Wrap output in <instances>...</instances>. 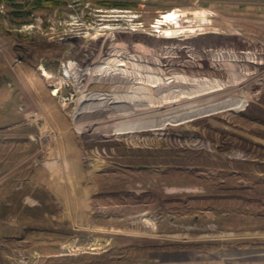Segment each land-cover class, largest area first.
<instances>
[{
    "label": "rangeland",
    "instance_id": "obj_1",
    "mask_svg": "<svg viewBox=\"0 0 264 264\" xmlns=\"http://www.w3.org/2000/svg\"><path fill=\"white\" fill-rule=\"evenodd\" d=\"M176 3L0 0V264L264 242V0Z\"/></svg>",
    "mask_w": 264,
    "mask_h": 264
},
{
    "label": "crops",
    "instance_id": "obj_2",
    "mask_svg": "<svg viewBox=\"0 0 264 264\" xmlns=\"http://www.w3.org/2000/svg\"><path fill=\"white\" fill-rule=\"evenodd\" d=\"M164 1L178 4L176 1L185 0ZM239 238L240 236L234 233L226 234L215 248L201 246L198 249L190 246L182 248L178 246V248L167 251L170 254L168 260L184 264H264V242L257 245L258 240L253 239L252 243L247 244L239 241Z\"/></svg>",
    "mask_w": 264,
    "mask_h": 264
},
{
    "label": "bare ground",
    "instance_id": "obj_3",
    "mask_svg": "<svg viewBox=\"0 0 264 264\" xmlns=\"http://www.w3.org/2000/svg\"><path fill=\"white\" fill-rule=\"evenodd\" d=\"M164 20L163 19H160V24H163ZM163 28V33L164 35L166 36H173V37H176L178 36L180 33H182L183 31V28H181V26L179 25V22H176V25L173 26V27H170V26H162L161 29ZM195 29L192 28L190 31H194Z\"/></svg>",
    "mask_w": 264,
    "mask_h": 264
},
{
    "label": "trees",
    "instance_id": "obj_4",
    "mask_svg": "<svg viewBox=\"0 0 264 264\" xmlns=\"http://www.w3.org/2000/svg\"><path fill=\"white\" fill-rule=\"evenodd\" d=\"M112 4H115V5H125V3L124 2H114V3H112ZM253 201H258V199L259 198H257V197H253V198H251Z\"/></svg>",
    "mask_w": 264,
    "mask_h": 264
}]
</instances>
